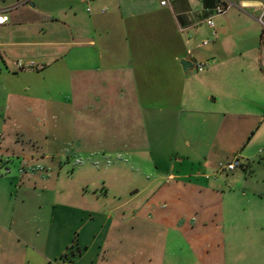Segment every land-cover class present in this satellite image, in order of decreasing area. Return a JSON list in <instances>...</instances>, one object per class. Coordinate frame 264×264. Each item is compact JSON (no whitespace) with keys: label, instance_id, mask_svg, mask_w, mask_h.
<instances>
[{"label":"crops","instance_id":"0c3cea01","mask_svg":"<svg viewBox=\"0 0 264 264\" xmlns=\"http://www.w3.org/2000/svg\"><path fill=\"white\" fill-rule=\"evenodd\" d=\"M240 1L0 0V264H264V19Z\"/></svg>","mask_w":264,"mask_h":264},{"label":"built area","instance_id":"2783aa9c","mask_svg":"<svg viewBox=\"0 0 264 264\" xmlns=\"http://www.w3.org/2000/svg\"><path fill=\"white\" fill-rule=\"evenodd\" d=\"M166 2L162 3V6H165ZM239 7L242 9H257L261 11V18L264 19V0H241L239 2ZM230 6L229 5H225V6H218L215 11L216 14L218 16H222L225 15L228 10H229ZM9 21V18L7 16L4 15H0V26H4L5 24H7ZM211 26H214L213 22H210ZM207 67V65L204 64H198L196 65V69L201 72L203 71L205 68ZM17 68L18 70H34L37 68L36 65L34 64H30L28 66L22 64L21 62L17 63ZM244 167L241 162L239 161V159H235L232 163H229L228 165H226L223 169L222 172H233L235 170H237L238 168H242Z\"/></svg>","mask_w":264,"mask_h":264},{"label":"rangeland","instance_id":"374dc122","mask_svg":"<svg viewBox=\"0 0 264 264\" xmlns=\"http://www.w3.org/2000/svg\"><path fill=\"white\" fill-rule=\"evenodd\" d=\"M130 196L131 195L128 192L124 191L123 194H122L123 202H126L127 200H129ZM143 198H141L139 202H142Z\"/></svg>","mask_w":264,"mask_h":264},{"label":"water","instance_id":"95a60500","mask_svg":"<svg viewBox=\"0 0 264 264\" xmlns=\"http://www.w3.org/2000/svg\"><path fill=\"white\" fill-rule=\"evenodd\" d=\"M181 66H182V68H183L184 71L187 70V69H186V67H187V63H186V62H183V63L181 64Z\"/></svg>","mask_w":264,"mask_h":264}]
</instances>
